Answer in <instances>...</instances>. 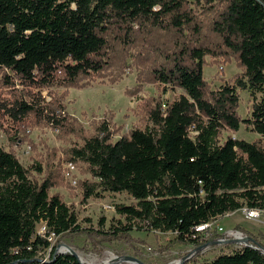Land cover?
Returning a JSON list of instances; mask_svg holds the SVG:
<instances>
[{"label": "trees", "instance_id": "1", "mask_svg": "<svg viewBox=\"0 0 264 264\" xmlns=\"http://www.w3.org/2000/svg\"><path fill=\"white\" fill-rule=\"evenodd\" d=\"M184 1L0 0V67L40 85L52 83L60 71L59 82L74 86L101 69L104 35L111 23L160 26L166 18L178 29L180 21L190 23L183 18ZM221 1L217 28L246 78L237 84L259 93L250 117L240 120L237 115L234 87L207 91L202 77L204 48L174 51L171 63L158 66L155 77L181 87L185 94L162 111L159 105L149 108L150 128H134L111 141L101 124L80 147L68 149L69 160L86 163L93 179L81 184L85 198L100 191H125L136 200L115 204L125 222L98 235L129 239L137 225L171 232L174 241L197 247L219 237L212 230L201 239L198 225L243 207L264 211V145L233 137L217 141L222 128L237 131L241 121L264 137V0ZM29 110L32 106L20 101L13 115ZM53 119L54 124L63 123ZM35 169L40 171L38 165ZM53 185L49 178L31 179L30 170L0 147V264H80L74 255L56 253L54 247L48 258L40 257L51 245L45 235L83 230L76 213L57 194H49ZM41 221L46 227L43 236L36 233ZM250 238L252 245L208 260L195 259L193 264H264L258 250L264 245Z\"/></svg>", "mask_w": 264, "mask_h": 264}, {"label": "rangeland", "instance_id": "2", "mask_svg": "<svg viewBox=\"0 0 264 264\" xmlns=\"http://www.w3.org/2000/svg\"><path fill=\"white\" fill-rule=\"evenodd\" d=\"M153 8L158 10L157 6ZM223 8L221 0H185L183 18L190 23L180 21L182 26L178 29L166 18L160 26L143 21L125 27L111 23L104 35L101 69L74 86L59 82L60 71L52 83L40 85L0 67V147L13 153L30 170L31 179L52 180L49 194H57L76 213L77 223L83 228L81 232L59 237L45 235L51 245L40 253L41 258H48L54 247L56 253L72 250L80 264H100L106 257L110 264H132V260L143 264H193L195 259L208 260L242 246V242L235 241L195 249L193 244L174 241L171 232L138 229L137 225L129 232V239L98 235L97 232L125 222L115 204L131 205L136 200L125 191H100L85 198L81 184L93 179L86 163L70 161L68 151L80 147L83 139L94 134L101 124L107 128L111 141L127 135L131 129L150 128L146 114L149 108L159 105L162 111L185 94L181 87L155 77L157 67L170 64L173 52L185 46H200L207 51L202 67L207 91L216 92L225 85L234 87L236 113L240 120L249 118L259 93L237 84V80L246 78L236 53L225 44L217 28ZM20 101L31 105L32 110L23 116L13 115ZM53 117L63 123L54 124ZM194 133L191 131L190 135ZM227 137L258 140L264 145V137L242 121L237 131L222 128L217 141L222 143ZM36 165L40 171L35 169ZM243 210L244 207L225 212L212 221V227L218 224L224 229L241 231L264 245V211L260 210L259 218H249ZM45 232L44 222H38L36 233L43 236Z\"/></svg>", "mask_w": 264, "mask_h": 264}, {"label": "built area", "instance_id": "3", "mask_svg": "<svg viewBox=\"0 0 264 264\" xmlns=\"http://www.w3.org/2000/svg\"><path fill=\"white\" fill-rule=\"evenodd\" d=\"M246 215L249 217V218H259L260 214H261V211L259 209H246L244 208L243 210ZM216 218L214 219H211L209 220L208 222H205L201 225H198L196 227V230L199 231V234H200V237L201 239L203 238H206L208 237L210 231L212 230H215L218 234H219V237L216 238L215 240H212V241H207L206 243H203L197 247H195V249H201V250H205L207 248H210L211 246H215V245H223V244H226L228 242H242V245L244 244H249V245H252L250 243V241H247L246 238H247V235H245L243 232L241 231H238V230H229V229H224L223 227L219 226L218 224H215L213 227H212V224H213V220H215ZM214 228V229H213ZM212 229V230H210ZM255 248H257L256 246H254Z\"/></svg>", "mask_w": 264, "mask_h": 264}, {"label": "bare ground", "instance_id": "4", "mask_svg": "<svg viewBox=\"0 0 264 264\" xmlns=\"http://www.w3.org/2000/svg\"><path fill=\"white\" fill-rule=\"evenodd\" d=\"M66 246H61V249H63V248H65ZM68 250H70V249H68ZM72 251V250H71ZM132 262V264H143V263H141V262H137V261H131ZM111 262H110V259L108 258V257H106V258H104L103 260H101V263L100 264H110ZM172 264H178V261H176V262H174V263H172Z\"/></svg>", "mask_w": 264, "mask_h": 264}, {"label": "water", "instance_id": "5", "mask_svg": "<svg viewBox=\"0 0 264 264\" xmlns=\"http://www.w3.org/2000/svg\"><path fill=\"white\" fill-rule=\"evenodd\" d=\"M246 240L247 241H253L249 236H247ZM258 250H260L264 254V248L263 247H258ZM69 252H70V254L75 256V254L72 251H69ZM181 263H182V261H179L178 264H181Z\"/></svg>", "mask_w": 264, "mask_h": 264}]
</instances>
